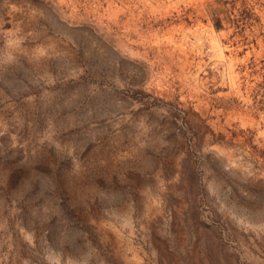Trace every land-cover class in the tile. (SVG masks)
Segmentation results:
<instances>
[{
	"label": "rangeland",
	"instance_id": "obj_1",
	"mask_svg": "<svg viewBox=\"0 0 264 264\" xmlns=\"http://www.w3.org/2000/svg\"><path fill=\"white\" fill-rule=\"evenodd\" d=\"M0 264H264V0H0Z\"/></svg>",
	"mask_w": 264,
	"mask_h": 264
},
{
	"label": "trees",
	"instance_id": "obj_2",
	"mask_svg": "<svg viewBox=\"0 0 264 264\" xmlns=\"http://www.w3.org/2000/svg\"><path fill=\"white\" fill-rule=\"evenodd\" d=\"M220 25L219 24H217V25H215V28H218Z\"/></svg>",
	"mask_w": 264,
	"mask_h": 264
}]
</instances>
